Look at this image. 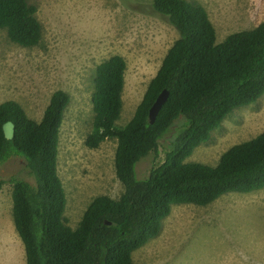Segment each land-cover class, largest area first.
Segmentation results:
<instances>
[{
    "label": "trees",
    "instance_id": "trees-1",
    "mask_svg": "<svg viewBox=\"0 0 264 264\" xmlns=\"http://www.w3.org/2000/svg\"><path fill=\"white\" fill-rule=\"evenodd\" d=\"M151 9L177 38L125 124L117 123L125 60L113 55L96 66L93 117L84 145L96 149L105 140L115 141L114 173L123 191L116 199L94 197L75 228L64 217L66 196L58 175L69 94L54 91L40 120L30 118L16 101L0 103V164L19 157L33 180H10L12 224L25 264H135L132 253L160 233L172 206H207L225 194L264 187V132L232 145L214 165L186 160L235 109L264 95V21L217 42L201 4L152 0ZM36 12L27 0H0V29L12 43L35 47L42 38ZM163 90L168 96L150 123L149 110ZM6 122L14 126L10 140L2 132ZM159 146L162 161L137 178V163ZM3 184L0 179V190Z\"/></svg>",
    "mask_w": 264,
    "mask_h": 264
},
{
    "label": "rangeland",
    "instance_id": "rangeland-1",
    "mask_svg": "<svg viewBox=\"0 0 264 264\" xmlns=\"http://www.w3.org/2000/svg\"><path fill=\"white\" fill-rule=\"evenodd\" d=\"M37 8L40 43L23 48L0 29V103L13 100L40 120L51 94L62 90L70 103L60 129L58 175L75 228L96 196L116 199L123 191L114 173V140L96 149L84 145L93 117L91 94L96 66L113 55L126 63L122 108L125 124L142 99L149 80L177 38L175 29L151 9L152 0H27ZM207 11L221 42L227 35L264 21V0H187ZM264 132V95L235 109L204 144L186 159L214 165L234 144ZM164 149L141 159L137 178L160 163ZM0 264H25L23 245L11 218V179L32 178L19 157L0 164ZM135 264H264V187L229 193L207 206L174 205L160 233L132 253Z\"/></svg>",
    "mask_w": 264,
    "mask_h": 264
},
{
    "label": "water",
    "instance_id": "water-1",
    "mask_svg": "<svg viewBox=\"0 0 264 264\" xmlns=\"http://www.w3.org/2000/svg\"><path fill=\"white\" fill-rule=\"evenodd\" d=\"M168 96V92L166 90H163L155 99L153 105L151 106L150 110H149V120L150 123H153L156 115L158 113V111L160 110V108L162 107V105L164 104L166 98ZM2 132H3V136L5 139L10 140L13 137L14 134V126L11 122H6L3 124L2 126ZM106 223H108L107 221H105Z\"/></svg>",
    "mask_w": 264,
    "mask_h": 264
}]
</instances>
